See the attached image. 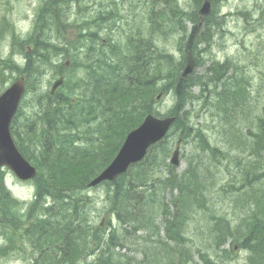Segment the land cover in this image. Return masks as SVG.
Listing matches in <instances>:
<instances>
[{
	"label": "trees",
	"instance_id": "obj_1",
	"mask_svg": "<svg viewBox=\"0 0 264 264\" xmlns=\"http://www.w3.org/2000/svg\"><path fill=\"white\" fill-rule=\"evenodd\" d=\"M201 1L197 0L195 5L199 6ZM69 4V0H61L59 4L50 5L45 12L48 29L50 30V24H55L59 35L57 38L60 39H64V36L58 28L65 23L63 14L67 15ZM149 9L150 16L154 13L158 19H166L183 36V20L188 19L191 22L192 28L189 33L186 32L185 49L195 55L197 65L202 64V52H199L198 46L213 43L221 24L220 18L213 12L205 20L204 26L199 27L194 11L189 13L185 9L173 8L160 0H150ZM56 15L58 22L54 21ZM257 15L256 23L263 25L264 11L258 10ZM51 16L53 20L50 19ZM157 31L160 32L158 29ZM48 42L49 33L43 42L39 37L35 46L40 49L30 54H34L33 59L28 58L25 73L31 83H34V72L30 68V62L35 60L36 64L42 66L45 58L67 54L66 48L59 47H55L53 54L50 53L52 46ZM79 46V42H72L68 46L71 47V54H75ZM15 47L18 52L17 46ZM91 66L95 70L91 69L80 84L75 85L80 94L74 103L68 94L58 96L60 103L53 101L54 115L42 118L46 121V129L38 130L36 121L31 116L25 121L26 125L30 124L29 128L38 139H33V143L36 141L38 144L35 155L30 154L38 170L34 180L37 200L28 206L22 216L17 209L7 210L6 216L1 206L7 204L6 196L9 194L4 188L0 189V239L7 242L0 246V256H6L7 250L9 252L13 244L18 242V246L27 243L32 249L34 256L31 264H115L116 256L120 255L119 251L130 246L136 248L141 259L125 257L132 261L129 264H189L191 259L186 250L187 240L184 236L186 222L195 207L204 204L205 186L195 168L190 167L180 175L175 173V168L166 163L169 154L167 146L160 143L152 147L146 157L125 176L105 184L106 209L112 213L117 223L113 226L108 220L107 231L100 230L95 225V211L92 210L94 204L82 192L85 191L89 179L110 162L125 135L151 112L157 91L167 93L171 90L176 97L177 107L180 108L188 100L189 88L196 83L201 85L200 81L195 82L191 78L180 80L178 70L181 63H176V66L163 73L159 67V56L148 53L136 40L129 41L124 46H102L99 56L91 58ZM145 66L150 67L149 72H137ZM224 66L225 64L211 63L206 74L198 78L215 88L221 85L220 94H214L212 90L213 101L216 103L213 108L218 116L226 120L223 126L230 125V129L237 132L236 138L243 146L242 151L250 150L257 155L256 159L243 166L242 173H256L264 168V162L258 156L262 152L264 158V121L256 122L257 132L253 135L247 134L246 141L240 138L242 129L237 126L246 124L248 119V82L242 73L234 70L236 86L229 88L228 77L224 76L222 70ZM163 80L167 81L166 86L158 88L159 82ZM129 83H134V87L129 88ZM86 86H90V92ZM112 86L113 94H109ZM91 91L96 92V97L91 101L83 100V96H89ZM204 91H207L206 87ZM85 107H88L90 114L82 116ZM175 115V126L180 130V138L187 139V123L183 117H178V112ZM87 120H97L96 126L91 128ZM67 123L70 125L67 126ZM22 125L21 123L17 127L15 122L12 132L20 141V152L28 159V145L23 144L24 138L21 139L18 132ZM71 127L75 130L70 133ZM63 128L71 137L86 138V144L60 138L56 133ZM91 130H95V133H91ZM50 131L52 133L48 134ZM90 134L98 135L99 139L91 140ZM25 136L32 144L30 131ZM195 137L198 139V142H194L195 150L208 148L200 132ZM158 170L163 172V177L157 174ZM205 174L211 176V169ZM244 181L247 182L246 179ZM254 182L251 191L245 195L246 201L243 198L239 200L241 204H246L245 207L241 206L246 213L235 229L231 231L228 223H224L218 231L219 235L234 236L240 241V247L247 252L245 264H264V181L258 185L257 180ZM130 183H138L141 187H132ZM174 190L175 194L172 195ZM167 192L171 195L169 201L165 198ZM45 199L50 200L47 206L40 202ZM21 217L28 222L24 227ZM157 217L163 220V236L159 235L155 221ZM151 238L153 240L150 241ZM204 263L215 264L209 260Z\"/></svg>",
	"mask_w": 264,
	"mask_h": 264
},
{
	"label": "rangeland",
	"instance_id": "obj_2",
	"mask_svg": "<svg viewBox=\"0 0 264 264\" xmlns=\"http://www.w3.org/2000/svg\"><path fill=\"white\" fill-rule=\"evenodd\" d=\"M40 1L43 4L44 0H0V19H8L9 22H11L10 24L13 26L9 28L10 33H14L17 37H29L32 34L35 20H37L36 23L38 24L39 19L41 18L36 10L38 2ZM101 1L108 6V12H110L111 9H115L112 7V2L114 0ZM115 1L118 4V0ZM125 1L129 2L131 0ZM90 2L92 3L93 0ZM262 2H264V0H224L221 3L220 11L222 14H231L237 9L250 10L255 3ZM177 4L178 6L185 7L188 12L191 11L189 6L185 3V0H177ZM136 6H138L140 11L138 3L134 7ZM124 7L125 9L118 5L117 10L120 15H126V20L116 22H113L112 20L107 21L108 23H116L115 30L111 34L112 38L115 40H117V29L119 28V25L124 28L125 24H136L140 21L139 16L132 17L133 8L131 6L125 5ZM121 9L124 10L120 11ZM69 13L73 16L74 9H70ZM134 14H136V12H134ZM190 16L191 15H189V18ZM121 18L124 19L125 17ZM228 18L227 32L224 37L222 40H216V45H214L212 49L210 48V52L203 51L200 54L202 64L197 67L193 76L204 75L207 66L210 65L213 58L224 60L228 57L235 61L239 60L238 64L241 70L240 73L245 76V79L248 82L249 105L254 109V114H259L262 110L264 111V32L261 33V38L245 37L240 28V22L236 21L234 17ZM143 23L144 25L146 24L145 20ZM185 25L187 28L190 27L189 20L185 22ZM124 30L126 29L124 28ZM169 36L171 38L164 42L163 40H159L164 37L162 35H157L156 41L159 40V42H157L159 46L164 45L166 52L176 55L177 61H179L182 56L180 49L183 47L182 42L179 40L180 35ZM34 37L38 39L40 37L41 40L43 39L40 30L34 32ZM72 39L73 34L71 35L70 40ZM9 40H11V37H9L8 33H6L5 39L0 40V59L6 57L9 53ZM200 48H203V46ZM250 61H253V63ZM14 62L15 64L20 63V57H15ZM234 70L238 72L237 67ZM44 74H46V72ZM67 74L73 82H77L81 77L80 75H83V70L70 67ZM47 75L48 73L39 81L38 88L43 94L47 93L52 83ZM13 77L16 78L18 76L14 75L10 70H7L5 75L0 77V92L11 84V79ZM37 81L38 79L35 78L34 82L36 83ZM210 88L213 89L214 94L219 93L222 89L220 84L217 85L216 88L211 84ZM58 93L61 94V91H58ZM198 94L199 88L197 86L192 87L191 95L198 96ZM32 96L31 93H28L25 98L26 100H29ZM173 103L174 97L168 95L162 103L156 106V110L161 115L166 114L171 110ZM209 105L210 109L208 111H202L201 102H193L191 113L189 115L190 125L195 128L199 127L204 129L208 140L219 144L223 139V136L216 133L218 131L217 119L215 117L212 118L211 113H216V110L213 108L216 103H211V101H209ZM25 106H29V109H31L30 105L25 104ZM29 109H27L26 112ZM20 132L24 138V145H30L31 140L24 136L28 133V128L22 127ZM90 138L94 140L95 136L90 134ZM169 144H174L172 136L169 138ZM194 146L195 145L192 142L181 145V154L179 157L180 163L177 169L178 173L186 170L187 164L190 162H196L198 163V166L202 161L205 165L208 164L206 153H201L200 151L195 150ZM174 147L171 149V152ZM228 160L233 162L239 160L247 162L248 158L239 150L233 149L231 154H229ZM263 161L264 160L262 159V162ZM210 169L213 174L209 179V189L206 194L207 202L195 207V211L192 213L187 223L186 246L188 247L191 259L190 264H205V260H209L215 264H244L245 253L240 249L237 242L233 241L231 237L222 241L219 237V231L214 230V219H216V217L223 218V221H228L232 228L239 223L243 214L246 213V210H243L241 207H245L246 204L237 203L234 205L235 196L234 194H230L228 190V187L233 183H235V186H238L239 174L236 172L234 165L230 166L231 171L228 173L226 171L225 163H223L217 170ZM4 185L9 190L10 194L20 202H29L33 199L34 187L31 182H20L9 171H6ZM87 193L89 195L88 199H92L95 203V209L99 210L102 207V201L104 199L103 187L90 189ZM95 209L92 208V210ZM99 214L100 217L97 219V223H100L101 221L106 223L107 221L102 217L103 213ZM130 248L132 252H127L128 256H132L136 260H139L141 256L136 251V248ZM231 249L232 252L230 254L226 253L227 250ZM123 251L124 249L120 250L119 253L122 254ZM31 253L32 251L27 246L21 245L14 253H11L4 259H0V264H28Z\"/></svg>",
	"mask_w": 264,
	"mask_h": 264
},
{
	"label": "bare ground",
	"instance_id": "obj_3",
	"mask_svg": "<svg viewBox=\"0 0 264 264\" xmlns=\"http://www.w3.org/2000/svg\"><path fill=\"white\" fill-rule=\"evenodd\" d=\"M80 1H91V0H80ZM161 3L163 4H167V5H172L173 8H181L180 6H178V4L176 3L175 0H160ZM197 0H190L191 3H195ZM52 8H55V6H52ZM46 7L44 4L40 2H38V5L36 7V10H37V13L39 15H42V14H45L46 12ZM121 17H125L124 19L121 18ZM63 18L64 19H67L69 20L70 22L74 23L75 22V19L72 17V16H68V15H63ZM109 20H112L113 22H116V21H121V20H126V15H118L117 17L115 16H109L108 17ZM90 21H89V29L91 32H93L94 34L97 33L98 29H99V26L97 25V20L95 19V17H90ZM54 21L55 22H58V17L57 15L54 16ZM150 23L151 25L160 30L161 32L165 33V34H168V35H171V36H179L180 34L178 33V30L176 28V26L168 23V21L166 19L163 18V20H160L158 19L157 17L155 16H152L151 20H150ZM109 26H113L112 23H108ZM50 26L52 28H56V25L55 24H50ZM43 28L44 29H47V26L46 25H43ZM219 31L221 33H225V30H226V22L221 20V24L219 25ZM60 31H64L65 29V25L61 26L58 28ZM129 31H131L134 35V37L136 38V41L139 43L140 46L144 47L147 49V52L150 53V54H156L159 56V67L163 70L162 72L163 73H166L168 72V70H170V68H173L174 66H176V63H177V57L176 55L174 54H171V53H168L166 52V50H163V49H159L155 42L152 41L151 39L149 38H145V37H142V36H139L137 34H135L133 32L132 29H129ZM52 34V40L56 41V42H59L61 44H65L66 43V39H60V38H57V36H59L57 34V29L53 32V33H50ZM115 41L114 40H111V41H107L106 43V46H109L110 44L111 45H117L115 43H113ZM119 41H121L119 39ZM13 53H16V50H12ZM1 62H0V77H3L5 75V73L7 72V70H10L11 72H13L14 75L18 76L20 74V70L19 68H17L15 66V64L12 62L13 60H7L6 57H3L0 59ZM44 61H42V67L43 69L46 68V70L48 71V79H54V80H57L58 78H62V71L61 69L54 63H50V59L48 58H45L43 59ZM225 64V66L223 67V74L224 76L228 77V80H227V83H228V87L229 88H234L236 86V79L235 77L233 76L234 74V67H237V71L238 72H241L240 70V66L238 64L237 61H228L227 63H223V65ZM30 68L32 69V71L34 73H36L37 75V79L38 81L35 83H31L27 77L25 76H21L19 77L18 79H14L15 81H20L22 84H23V89L26 93H31L33 96L32 98H30L29 100H26L24 99V103L26 105H30V108L25 114H32V115H37L38 117L42 116V118H46L47 116L48 117H52L55 113V102H58L60 103V100L58 99V96H62L61 94L59 93H55V94H51V89H48L47 93H41L40 89L38 88L39 86V81L44 78L45 74L40 71V67L38 64H36L35 62H30ZM91 68L93 70H95V67L94 66H91ZM138 71H141L143 73H146V72H149L150 71V67H143V68H140L137 70ZM129 88H132L134 87V83H129L128 85ZM189 87V86H188ZM38 88V89H37ZM185 89H187V86L184 87ZM86 89L88 92H90V86H86ZM184 89V90H185ZM56 90V89H55ZM37 91V92H36ZM113 91H114V86L111 87L110 91H109V94H113ZM36 92V93H35ZM230 94V92H229ZM96 92L95 91H91V94L89 96H83V100H86V101H91L92 99H94L96 97ZM53 101H55L53 103ZM2 105L0 104V107ZM250 106V105H248ZM82 116H87L90 114V112L88 111V107H85L82 111ZM23 114H18V119H17V122H16V125H19L21 123H18L20 122L21 120V117H22ZM40 118L39 120V127L42 129H46L47 128V125H46V121L44 119ZM70 124L67 123V126H69ZM24 127H27V126H24ZM28 128V127H27ZM75 129L73 127L70 128L69 132H73ZM30 131V134H31V137H32V144L28 145L26 147V150H27V157L31 155L30 154H34L35 155V148L36 146H38L37 142L33 143V139H36L38 140L33 131L28 128V132ZM49 133H52L51 131L48 132ZM73 134V133H72ZM56 135H58L60 138H65L67 139L68 141H76L78 143H81V144H86V141H84L85 139L82 138V139H79L77 138L76 136L74 137H71L69 135H67L65 133V129L63 128L60 132H57ZM74 135V134H73ZM48 136V135H47ZM95 136V141H97L99 139V136L98 135H94ZM87 140V139H86ZM92 140V139H91ZM46 143L48 142V139L46 138L45 139ZM83 145V146H84ZM4 183V178L1 179L0 181V189L3 190V184ZM132 187H141L140 184L138 183H130ZM10 201V203L8 204V202ZM6 202L7 204L6 205H0L1 208H2V212H6L7 210H14V209H17L19 207V203L20 201L16 200L12 195H8L6 196ZM6 215V213H5ZM7 216V215H6ZM127 252H132L131 251V248L130 246H126V248H124V251L122 254L116 256V259H115V264H129L131 263L132 261H129V260H126L125 257L127 258H131L132 256H128V253Z\"/></svg>",
	"mask_w": 264,
	"mask_h": 264
},
{
	"label": "water",
	"instance_id": "obj_4",
	"mask_svg": "<svg viewBox=\"0 0 264 264\" xmlns=\"http://www.w3.org/2000/svg\"><path fill=\"white\" fill-rule=\"evenodd\" d=\"M209 13V5L204 2L199 14L207 15ZM194 70V61L191 55H187V63L181 75L185 78ZM61 83V80L56 82L52 87V93ZM23 84L16 81L1 97H0V167H9L19 178L26 180L34 177L35 170L20 157L14 148L9 135V124L13 117L21 95L23 93ZM174 121L173 118L158 121L151 116H148L142 126L130 133L126 141L118 153L112 164L96 179L90 186H94L104 180H112L117 175L126 171L128 165L132 162L140 160L146 151V148L158 141L166 133L169 126ZM178 150L176 149L171 163L178 164Z\"/></svg>",
	"mask_w": 264,
	"mask_h": 264
}]
</instances>
